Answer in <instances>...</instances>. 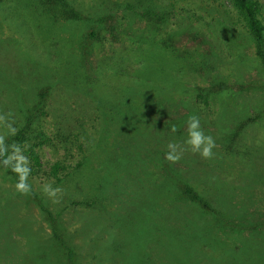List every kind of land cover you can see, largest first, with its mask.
<instances>
[{"label":"rangeland","instance_id":"1","mask_svg":"<svg viewBox=\"0 0 264 264\" xmlns=\"http://www.w3.org/2000/svg\"><path fill=\"white\" fill-rule=\"evenodd\" d=\"M67 1L83 22L0 0V116L17 130L0 135L31 185L0 157V264H264V68L231 3ZM190 115L210 158L184 143Z\"/></svg>","mask_w":264,"mask_h":264},{"label":"clouds","instance_id":"2","mask_svg":"<svg viewBox=\"0 0 264 264\" xmlns=\"http://www.w3.org/2000/svg\"><path fill=\"white\" fill-rule=\"evenodd\" d=\"M0 123L7 128L6 135L14 136L16 134V128L12 126L10 122H5V117L0 116ZM187 139L184 141L185 144L191 147L193 152H198L203 158H210L212 156V149L215 146V142L210 135H206L200 128V121L196 115H190L187 118ZM171 131L175 132V126L172 127ZM11 148V154H6L8 148ZM179 146L174 143H168V151L165 153V158L168 161L176 162L181 158L183 149L177 151ZM0 156H3V163L7 166L11 172L17 174V182L15 188L21 194H27L31 191V185L28 182V176L30 169L27 166V158L21 154V147L17 144L5 145V135H0ZM15 161L13 164L11 161ZM42 192L49 198L55 200L57 195L61 192L59 186L53 187L51 183H46L42 186Z\"/></svg>","mask_w":264,"mask_h":264},{"label":"trees","instance_id":"3","mask_svg":"<svg viewBox=\"0 0 264 264\" xmlns=\"http://www.w3.org/2000/svg\"><path fill=\"white\" fill-rule=\"evenodd\" d=\"M232 7L236 10L238 16L244 21V26L250 36L252 37L256 55L259 58L261 65L264 68V27L259 19V3L257 0H228ZM42 12L54 19H62L68 22H83L85 19L81 14L76 12L73 8L70 7L67 0H40L39 4ZM162 20V18H160ZM213 91V90H212ZM42 98L45 97V94L41 95ZM30 126V121L24 127ZM4 159L3 156H0ZM37 163V160H36ZM54 171L58 170V165L55 166ZM53 170L51 171V174ZM57 173V172H56ZM53 173V175H56ZM14 175L15 173L12 172ZM30 174V173H29ZM50 216V215H49ZM55 223V219L52 220Z\"/></svg>","mask_w":264,"mask_h":264}]
</instances>
